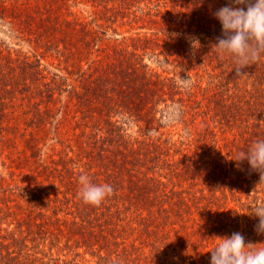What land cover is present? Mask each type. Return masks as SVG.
<instances>
[{"label":"rangeland","instance_id":"obj_1","mask_svg":"<svg viewBox=\"0 0 264 264\" xmlns=\"http://www.w3.org/2000/svg\"><path fill=\"white\" fill-rule=\"evenodd\" d=\"M86 1L0 0V7L6 8V13H13L18 17L14 26L0 20V111L9 118H16L6 120V126L18 127L14 133L9 130L0 134V187L21 185L26 188L20 192L21 196L15 197V204L23 205L24 210H17V216L13 218L0 220V236L7 237V240L0 239V243L12 244L9 234L17 230L16 218L25 219L24 216L39 213L35 207L40 205H45V218H49L50 223L62 226L66 220H73L68 215V205L60 201L54 202L57 196L72 200L69 207L73 211L76 204L80 208L89 205L93 210L96 207V215L87 218L95 225L91 229L93 239L91 244H84L81 239H90L91 236L87 234L84 237L82 231L77 230L79 234L68 246L67 239L63 238L59 248L55 247L51 251L52 255L48 256L51 248L48 236L36 242L30 238L27 245L31 250L27 253L40 259L36 264H210V251L219 243L216 237L230 236L233 232L242 233L246 243L264 248V234H257L255 230L258 220L248 215L251 208L264 203V184H259V174L250 171L247 161L242 162L240 168L232 161L250 146L248 139H241L239 147L236 142L234 135L237 134L240 139V132L237 131L240 119L231 118L234 119L233 128L216 122L212 106L215 107L214 101L221 100L222 96L220 89L214 88V82L208 76V69L211 68L206 69V66L196 61L188 68L187 65L180 64L184 62L182 59H177L178 62L173 65L166 63L162 55L172 49L173 43L170 44L162 33H154V40L160 39L164 46L154 50V55L149 53L147 62L164 77H176L181 91L185 94L193 93V99L190 102L186 95L182 107L178 103L172 104L160 123L137 121L136 118L125 121L129 134L136 136L141 130L144 136L146 134L147 138L154 139V152L160 144V153L163 155L158 158L154 153V163H150V168L154 166V171L148 172L147 177H136L134 184L129 175L124 176L125 172L116 178H110L105 168L101 164L96 165V161L92 162L87 150L83 151L78 141L81 140V130L76 129L82 115L75 112L69 97L66 94H56L52 103L40 99V90L51 81L53 74L67 77L66 84L73 85L76 79L74 73L78 70L75 68L80 66L82 71L88 69L89 60L83 59L80 62L78 58H73L65 62L67 56L60 57L63 49L59 48L61 53L47 50L48 43L54 37H58V40L61 38L59 28L67 19L78 17L89 22L95 12H102V7L98 8ZM28 14L32 20H28ZM99 17L101 18V13ZM97 24L109 29L105 37L100 34L104 39L102 48L106 50L119 44L125 37L129 38L136 33L144 36L148 32L147 29L133 30L122 21H99ZM48 26L52 29L48 30ZM12 28L18 31L14 32ZM94 28L100 32L105 30L96 25ZM157 53L162 55L157 57ZM101 55H95L91 61L101 60ZM26 62L34 65L33 73L37 72L35 77L26 82L31 89L24 94L11 93L9 90L17 83L23 89L22 84L25 82L22 80V72L26 70ZM93 65L100 66L99 62ZM34 78L40 81L36 82ZM183 79L190 81L188 87L184 86ZM37 86H40V93L37 92ZM41 96L47 100L42 94ZM67 104L71 110L65 111ZM179 111L185 112L183 121ZM42 112L45 113V122L38 126ZM34 116L35 122L32 120ZM73 116H78V121ZM84 123L87 121L82 122ZM202 125L209 126V131L213 130L215 136L212 137L207 132L199 136L197 130L200 131ZM187 126L193 128V136L188 137L193 144L183 147L178 141L182 140L181 137H187ZM104 137L106 136H101ZM226 146L235 151L234 158L230 160L235 165L224 167L219 166L218 162L208 164L210 156H215L213 150H225ZM201 157L204 158L203 167L196 170L200 174L198 178L192 176L190 166L191 159L198 163ZM43 169L44 176L39 178L44 179L45 191L40 195L41 200L36 201L34 194L37 186L33 177L37 176L38 170ZM81 175L89 177L93 184L111 185L115 191L109 197L113 199L116 196L114 200L119 204L108 202L109 197L99 206L85 204L79 195ZM55 182L62 183L49 191L47 187ZM70 188L75 194L63 196L65 189ZM27 189L30 193L26 192ZM136 196L137 200L139 197L140 208L130 209L134 203L132 198L135 199ZM50 201L53 203L50 204ZM110 205L113 206V213L123 212L121 222L109 221L106 216L102 218L103 207ZM26 210L27 213L24 214ZM77 221L81 222V219L78 218ZM101 224H108L111 235L105 231L101 233L102 228L97 227ZM117 226L124 228L120 231ZM53 229L54 227L51 228ZM95 231L101 234L97 238H94ZM103 239H108L109 242H94L92 245L93 240L104 241ZM38 243L39 247L34 249ZM14 251V247H11L10 252ZM38 251H45L47 254L43 253L47 256L35 254ZM5 252L7 253L4 251V254ZM13 255L21 256V260L24 256L18 253Z\"/></svg>","mask_w":264,"mask_h":264},{"label":"trees","instance_id":"obj_2","mask_svg":"<svg viewBox=\"0 0 264 264\" xmlns=\"http://www.w3.org/2000/svg\"><path fill=\"white\" fill-rule=\"evenodd\" d=\"M90 2L93 6L102 7V12H95L89 22L78 17L74 18L69 13L73 18L62 23L61 28H59L61 38L58 40V37H54L48 43L49 49H47L54 50L57 53H61L59 48L63 49L65 53L62 52L60 57L67 56L65 62L73 58H78L80 62L83 59L89 60L88 69L82 71L80 66L75 68L78 70L74 73L76 79H74L73 85L66 84L67 77L53 74L51 81L44 84V88L40 90V86H37V92H41L40 99L42 101L49 103L54 101L56 94L60 96L66 94L69 97L75 112L82 115L80 121L77 119L78 116H73V118L78 121L76 129L81 130L79 138L83 141H78L83 151L87 150L91 161H96V165L101 164L110 178H116L117 175L125 172L124 176L129 175L131 183L134 184L133 180L136 177L141 175L147 177L148 172L154 171V166L150 168V163H154V153L157 154L158 158L163 155L160 153V144L154 152V139L147 138L146 134L144 136L141 130L136 136L129 134L125 127L126 120L136 118L137 121L146 120L149 123H160L166 117L167 110L171 108L172 104L178 103L182 107L186 95L189 96L190 102L193 99V93L188 92V94H185L181 91L176 77H164L154 71L147 62L149 53L154 55V50L156 51L164 46L160 43V39L154 40V33L156 35L162 33L169 39L170 44L173 43L172 49H169L168 52L163 53V55L162 53L156 54L157 57L164 56L166 63L173 65L176 61L182 59L184 62L180 64L182 66L187 65L188 68L193 66L194 61L206 66V69L211 68L208 69V76L210 81L214 82V88L220 89L222 96L221 100L214 101L215 107L212 106L217 118L216 122L222 125H231V128H233L235 125L232 120L234 119L231 118L240 119L239 129H237L240 132V139L237 138V134L234 135L238 147L241 139H248L250 145L256 139H264V54H261L257 62L244 70V75L237 76L234 71L233 59L227 54L222 56L214 46L216 38L221 35L222 26L212 13L224 6L227 0H202V2L201 0H88V3ZM100 13L101 18L99 17ZM27 18L32 20L30 14ZM17 19L18 17L15 14H8L6 8H1L0 20L14 26ZM99 21H105L106 23L122 21L124 25L131 26L133 30L147 29L148 32L144 36L136 33L129 38L125 37L119 41V44L108 47L107 51L102 48V42L109 29L103 25H98ZM94 25L100 29L105 28V30L100 32L97 28H94ZM46 28L48 30L52 29L50 26ZM53 28L56 27L53 25ZM12 29L14 32L18 31ZM41 33L44 35L43 29ZM100 34H103V37ZM194 40H198L199 44L193 45ZM101 53L104 55H101ZM97 54L101 55V60L91 61ZM97 62L100 66L94 67L93 64ZM25 66L26 70L22 72V80L25 82L22 84L23 89L21 90V84L17 83L16 86H12V90H9L11 93L22 92L24 94L31 89L26 82L35 77L37 72L33 73L32 68H34V65L32 63L26 62ZM72 73L68 74L71 75ZM34 81L38 82L40 80L34 78ZM41 94L47 99L46 101ZM67 110H71L68 104L65 106V111ZM179 113L181 114V121H183L185 112L179 111ZM0 117V134L4 131L11 130V133H14L18 130L16 126L8 125V123V126L5 125L6 120L16 118H9L5 113H2ZM44 118L45 113H40V124L38 126L43 125ZM89 119L91 124H89ZM32 120L35 122V116ZM85 120L87 123L82 124ZM187 129V137H181L182 140L178 141L183 147L193 144L188 138L190 135L193 136V128L187 126ZM199 129L200 131L197 130L199 136L206 132L212 137L215 136L213 130L209 131V126L203 127L202 125ZM102 135L106 137L101 138ZM33 141L38 140L33 139ZM247 150H244V152ZM213 151L215 156H210L208 164L218 162L219 166L224 167L230 164L231 166L235 165V163L230 162L235 155L233 149L226 146L225 150ZM203 159L201 157L198 163L191 159L192 176L200 177L199 172L196 170L203 167ZM198 164L200 165L198 166ZM143 170L147 172L144 173ZM36 173L37 176L33 177L37 186L34 200L40 201V195L44 193L45 188L44 179L40 180L39 177L43 178L44 169L38 170ZM61 183L55 182L47 189L51 191L54 186L61 185ZM25 189L21 185L8 188L0 187L1 221L17 216V210H24L23 205L15 204V197L21 196L20 192ZM26 192L30 193V190L27 189ZM69 194L75 193L71 188L69 190L65 189L63 196ZM31 195L33 196L32 193ZM114 199H116V196L113 199L109 197L107 200L110 203L114 201L119 204ZM132 199L134 203L130 209L140 208L139 197L138 200L137 196ZM59 201L68 205L70 210L68 215L72 216L73 220H66L62 226L50 223L49 218H45V205L35 207L39 211L35 215L24 216L25 219L17 217V230L9 234L12 244L0 243V264H36L39 262L40 259L37 256L27 253L31 250L27 245L30 238L31 241L36 242L46 238L47 235L51 244L48 256L52 255L51 251L55 247L59 248L63 238L67 239L66 246H68V243L72 242L75 236L79 234L76 232L77 230L82 231L84 237L89 234L90 239L81 240L84 241V244H91L93 239L91 229L95 225L87 218L96 215L98 211L96 207L93 210L89 205H83L80 208L76 204L73 206V211L69 207L72 200L61 199L56 196L54 202L58 203ZM52 203L50 201V204ZM112 208V205L101 208L103 210L102 218L106 216L109 221L117 220L121 222L120 217L123 212L113 213ZM25 213H27V210ZM78 218L81 219V222L77 221ZM53 227L54 229L51 230ZM97 227L102 228L101 233L105 231L111 235L108 224L97 225ZM117 227L120 231L124 228V226ZM100 235L95 231L94 238ZM0 239L7 240V237L0 236ZM103 240H93L92 245H94V242L96 244L109 242L108 239ZM39 245L40 243L33 248L37 249ZM11 247L15 249L13 253L10 252ZM4 251H7V253L4 254ZM43 252L38 251L35 254H42L46 257L47 253L44 254ZM15 253L24 255L23 259H20L21 256H14ZM33 256L35 257L32 258Z\"/></svg>","mask_w":264,"mask_h":264},{"label":"clouds","instance_id":"obj_3","mask_svg":"<svg viewBox=\"0 0 264 264\" xmlns=\"http://www.w3.org/2000/svg\"><path fill=\"white\" fill-rule=\"evenodd\" d=\"M212 14L222 26L214 46L222 56L227 54L233 59L237 76L244 75V70L264 54V0H227ZM196 43L199 44L198 40L193 41V45ZM183 80L188 87L190 81ZM232 161L237 168L247 161L250 171L259 174V184H264V139L254 140L246 152ZM79 183V195L85 204L99 206L114 193L111 185L93 184L86 175L80 176ZM248 215L258 220L257 234H264V203L251 208ZM216 238L219 243L210 251V264H264V248L246 243L242 233Z\"/></svg>","mask_w":264,"mask_h":264}]
</instances>
